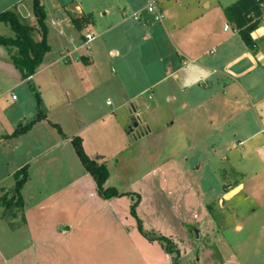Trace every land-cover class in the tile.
<instances>
[{
    "label": "crops",
    "instance_id": "crops-1",
    "mask_svg": "<svg viewBox=\"0 0 264 264\" xmlns=\"http://www.w3.org/2000/svg\"><path fill=\"white\" fill-rule=\"evenodd\" d=\"M22 1L0 0V7L7 5L0 12L15 6L19 9ZM183 1L176 15L183 19L175 18L173 27L176 52L164 64V78L185 81L198 89L196 93L184 91L182 112L159 130L150 129L135 140L129 137L125 148L114 154H97L95 158L105 161L109 169L106 185L125 195L102 197L93 175L80 161L72 137L59 140L71 142L73 150L66 147L65 151L73 164L65 162L63 178L56 168L51 169L50 186L35 183L37 172L33 174L29 167L30 177L23 187L24 209L15 218L19 226L13 229L0 212V246L8 247H0V264H35L39 245L32 211L48 206L65 214L56 224L65 223L56 230L65 241L61 252L65 258L51 264H173L161 243L149 240L138 228L131 211L137 195L136 212L143 227L173 239L180 248V259L193 264L264 262V21L252 31L255 44L250 48L225 14V7L236 0ZM76 8L84 13L81 4ZM126 9L123 16H127ZM222 25L220 36L217 30ZM162 26L168 28L165 22ZM70 39L65 35V43ZM80 46L65 51L73 53ZM200 79L207 81L203 89ZM193 111H200L202 117ZM184 115L189 116L182 119ZM204 135L209 143L208 165L221 195L192 179L190 156L185 152L195 151L198 146L192 139L200 141ZM133 149L138 157L129 158ZM56 158L54 154L52 159ZM201 167L202 163L193 169L201 173ZM38 168L46 173L44 167ZM235 174L238 179L232 176ZM3 189L8 190L2 187L1 194ZM227 204L230 208H225ZM212 205L224 212L225 224L219 226L213 220ZM238 213L239 217H232ZM36 233L43 239L45 232Z\"/></svg>",
    "mask_w": 264,
    "mask_h": 264
},
{
    "label": "rangeland",
    "instance_id": "rangeland-1",
    "mask_svg": "<svg viewBox=\"0 0 264 264\" xmlns=\"http://www.w3.org/2000/svg\"><path fill=\"white\" fill-rule=\"evenodd\" d=\"M41 1L48 13L51 51L46 54L32 79L23 77L6 47L0 45V125L5 135L0 140V189L13 188L14 172L25 165L32 167L33 174L37 172L34 181L42 186L46 183L45 186H50L48 182L54 174L51 169L56 168L59 171L57 175L62 174L63 178L65 162L73 164L65 151L66 147L73 150L71 142H59L65 136H79L85 151L94 158L97 154L119 152L128 144L129 137L135 140L138 134L150 129L155 132L163 124L173 121L175 114L182 112L180 100L186 96L184 91L188 89L189 95L198 90L188 87L185 81L178 83L174 77L164 78V64L166 60L173 59L176 52L173 27L175 18L183 19L176 17L182 10L179 2L183 4V0H163L166 18L162 22L144 18L147 16V0ZM32 4V0H23L19 7L23 17L31 22L35 20ZM77 4L82 5V14L93 16L87 28L95 33V39L79 47L70 57H64L67 54L65 50L75 49L83 42V32H77L72 22L73 16L81 15ZM125 6L127 16L122 13ZM139 10H143L145 15L141 20L134 17ZM51 17L65 21V34L61 35L58 28L49 22ZM164 22L168 25L167 29L162 26ZM222 27L217 30L220 36ZM0 34L11 35L10 28L1 22ZM65 35H70L74 41L70 39L65 43ZM198 82L202 89L207 83L201 79ZM172 96L176 98L174 101ZM40 112L45 113L44 118L33 122ZM188 116L184 115L182 119ZM195 116L202 117L200 111L195 112ZM32 122L34 127H30L29 131L12 135L19 127ZM135 123L140 124L138 128ZM131 128L135 131L132 132ZM207 139L205 135L200 141L192 139L198 147L192 153H185L190 156L188 160L195 183L201 188L213 187L221 195L219 182L208 165L210 153ZM51 146L52 150L48 149ZM132 152L129 158L131 155L138 157L136 150ZM54 154H57L55 160L52 159ZM73 155L80 165L77 155L74 152ZM200 163L201 173H196L193 167ZM40 166L46 170L45 174L38 168ZM232 176L238 179V175ZM227 206L231 205L227 204L225 208ZM48 207L32 211V226L39 245L35 264L61 263L65 258L61 254L65 247L64 238L56 233L65 224L56 225L65 219V214ZM210 211L219 226L225 224L224 212L218 206L212 205ZM239 215L233 214L232 217ZM36 231L45 232L43 239ZM1 246L8 250L7 246ZM179 261L182 264L194 263ZM256 264L264 262L260 259Z\"/></svg>",
    "mask_w": 264,
    "mask_h": 264
},
{
    "label": "trees",
    "instance_id": "trees-1",
    "mask_svg": "<svg viewBox=\"0 0 264 264\" xmlns=\"http://www.w3.org/2000/svg\"><path fill=\"white\" fill-rule=\"evenodd\" d=\"M32 8L35 20L27 21L18 7L7 9L0 12V22L7 25L11 30V35L0 34V45L6 47L8 54L15 66L22 72L24 78L33 76L41 66L46 54L51 51V45L48 41L49 27L47 23L48 13L41 0H32ZM264 0H236L225 7V14L234 30H237L242 36L248 47H254L252 31L263 21L261 17L264 14ZM93 16L82 14L72 17V22L78 31H82L92 23ZM42 112L39 113L34 121L44 118ZM22 126L16 129L12 135L24 133L32 126ZM60 129V127H59ZM61 130V129H60ZM0 139H2L0 137ZM75 151L84 165V167L93 175L98 191L104 198H111L125 195L114 187L106 185L109 177V169L105 161L92 158L84 149L82 139L79 136L71 138ZM15 184L13 188L3 189L0 195V208L2 216L16 229L20 222L15 218L19 212L24 209L23 187L28 181L29 168L27 165L14 172ZM140 201V195L132 204V214L138 220V228L149 239L157 240L171 254L173 264H182L179 259L181 252L178 244L171 238L159 234L154 230L148 231L143 227L142 220L137 215L136 207Z\"/></svg>",
    "mask_w": 264,
    "mask_h": 264
},
{
    "label": "built area",
    "instance_id": "built-area-1",
    "mask_svg": "<svg viewBox=\"0 0 264 264\" xmlns=\"http://www.w3.org/2000/svg\"><path fill=\"white\" fill-rule=\"evenodd\" d=\"M263 7H264V5H263ZM146 11H147L146 17H144L145 15H143L142 11L135 12L134 13L135 19L141 20L144 17L146 20L152 19V20L157 21V22H162V21H164V19L166 17V13H165V10H164L163 5H162V0H147ZM261 19L264 21V14L261 17ZM144 21L145 20H143V22ZM49 22L58 28V32L61 35L65 34V31H66L64 28L65 21L63 19L61 20V19L51 17L49 19ZM228 28H229V25H226L225 29H228ZM81 32H83L82 33L83 34V38H82L83 42H82L81 46L88 45L95 39V33L91 29L85 28ZM76 49H77V47L75 48V50ZM71 55H72V52H67V54H65L64 57H70ZM13 97H15V95H13Z\"/></svg>",
    "mask_w": 264,
    "mask_h": 264
},
{
    "label": "water",
    "instance_id": "water-1",
    "mask_svg": "<svg viewBox=\"0 0 264 264\" xmlns=\"http://www.w3.org/2000/svg\"><path fill=\"white\" fill-rule=\"evenodd\" d=\"M135 125H137V123H135Z\"/></svg>",
    "mask_w": 264,
    "mask_h": 264
}]
</instances>
